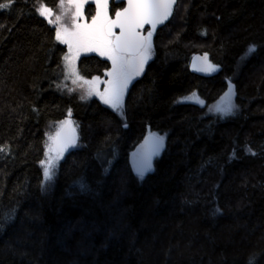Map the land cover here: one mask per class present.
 <instances>
[{
	"label": "trees",
	"instance_id": "16d2710c",
	"mask_svg": "<svg viewBox=\"0 0 264 264\" xmlns=\"http://www.w3.org/2000/svg\"><path fill=\"white\" fill-rule=\"evenodd\" d=\"M58 3L0 9V264H264V0H178L121 116L62 91L66 47L37 11ZM122 6L110 2L109 16ZM203 54L217 73L192 69ZM110 68L95 54L77 61L85 79ZM230 84L234 114L208 113ZM192 92L203 105L178 103ZM67 120L82 147L45 194L42 128ZM147 133L166 149L141 179L128 154Z\"/></svg>",
	"mask_w": 264,
	"mask_h": 264
},
{
	"label": "rangeland",
	"instance_id": "374dc122",
	"mask_svg": "<svg viewBox=\"0 0 264 264\" xmlns=\"http://www.w3.org/2000/svg\"><path fill=\"white\" fill-rule=\"evenodd\" d=\"M80 3L79 9H77L75 3H70V0H59L57 8L55 10H50V15L42 16L48 23L55 27L57 33L59 32L61 39L58 41L66 47V53L62 59L60 65V86L62 91L66 94H73L81 101L96 98L98 99L103 105L115 110L120 116L122 115V99L124 93L129 86V84L134 80L142 71L146 63L151 57L152 54V46L150 54L146 61L143 63L142 70L140 68V61L141 55L140 53L137 56H126L124 63L126 65L127 71V84L123 87L120 91L119 95V103L120 108L115 109L112 105L115 100L114 90L117 87L116 83V76H115V69L113 66V62L111 59L108 58L112 45L107 43L111 41L104 32V26L107 21L110 19L109 16V5L110 0L107 2V6L105 8L99 9L101 11V16L99 19H95L97 17V4L96 0H78ZM89 5L93 6V13L89 15L90 18H87V13L89 10ZM41 6L37 7V10ZM39 13V12H38ZM51 21V22H50ZM100 30H103V40H84L81 39V34L86 33H95ZM145 37H148V31L145 33ZM151 44V37L149 38ZM104 52V55H101V52ZM86 54H95L102 58L107 59L110 64L111 68L108 70L104 77L102 78H92V79H85L78 74L77 70V61L82 55ZM206 55H195L191 58V67L192 69L196 70L197 72L203 75H213L217 73L219 67L212 62L207 57V60L204 59ZM247 56V52L244 54ZM208 65H212V70L208 69ZM229 89V88H228ZM228 89L226 92H228ZM195 93L199 100L203 101L202 97L197 92H192L188 95H185L178 99V103H192L196 105H203L199 102H179L184 97L192 96ZM224 97V99H221ZM218 100L208 106L207 112L213 113L221 118H226L232 115H223L216 111V107H225L231 99L232 103L234 104V92L229 96H225V93L221 96ZM235 105V104H234ZM61 121H51L46 122L43 125V134H44V156H43V163L40 162L39 166L43 172V183L42 189L45 194L49 193L55 181V176L57 172L58 165L62 160L61 155H59L54 147H53V140L59 129L62 127V124H59ZM74 130L79 129V124H71ZM82 147V144L79 140L77 147ZM45 169H48L50 172V178H46L44 175Z\"/></svg>",
	"mask_w": 264,
	"mask_h": 264
},
{
	"label": "snow or ice",
	"instance_id": "6c2138e0",
	"mask_svg": "<svg viewBox=\"0 0 264 264\" xmlns=\"http://www.w3.org/2000/svg\"><path fill=\"white\" fill-rule=\"evenodd\" d=\"M13 0H9V2L6 3H0V9L7 8L10 3H12ZM108 0H96L98 12L97 17L95 19H99L101 16V11L99 9L105 8L107 6ZM61 3H63V0H61ZM70 3H75L77 9L81 6L78 0H70ZM178 0H128L129 7L124 9L123 12H117L116 16L118 19L115 22H110L111 27H119L121 29L120 36L116 37L115 44H112L111 41H108L107 43L111 44V52L108 56L109 59L112 60L113 66L115 69V76H116V83L117 87L114 90L115 100L113 102V107L115 109L120 108L119 103V95L120 91L123 87L127 84V71H126V65L124 63L125 60V53L130 52L133 49L138 48L140 50L141 55V61H140V68L139 70H142L144 61L147 60L150 51H151V44L149 38L152 35V32H148V37L144 38L143 42H138L136 40V36L138 33L135 31V28L142 24H151L153 25V28L158 23H163L164 20H166L173 12V5L177 4ZM40 15L47 16L50 15V9H48L43 4L41 7L37 10ZM121 16L124 17L123 20L119 19ZM51 22V21H50ZM111 27L107 29L108 35H111ZM128 29V34L125 36V28ZM81 39L84 40H103V30H100L95 33H86L81 34ZM57 39H61L59 32L57 33ZM256 51L255 45H250L247 49V54L252 55ZM105 53L102 51L101 55H104ZM205 60H207V57H204ZM213 66L208 65V69L212 70ZM233 93V87L230 84L228 92L225 93V96H229ZM221 99H224V97H221ZM199 102L203 104V101L199 100V98L196 96L195 93L192 94V96L184 97L179 102ZM236 108V105H234L229 99L227 105L225 107H216V111L223 114V115H232L234 112V109ZM163 137H156L155 138V152L158 154V152L163 147ZM4 151V148L0 147V152ZM251 152V149H249ZM255 155V153H252ZM43 163V161H42ZM151 168V162L150 160H145L142 162L138 168L137 172L140 178L142 179L144 176V173ZM44 175L46 178H50V172L48 169H45ZM217 213L220 211L219 209L215 210ZM5 220L9 219L8 216L4 218ZM2 227V225H0ZM247 264H258V257L255 255H252L248 258Z\"/></svg>",
	"mask_w": 264,
	"mask_h": 264
},
{
	"label": "water",
	"instance_id": "95a60500",
	"mask_svg": "<svg viewBox=\"0 0 264 264\" xmlns=\"http://www.w3.org/2000/svg\"><path fill=\"white\" fill-rule=\"evenodd\" d=\"M114 4H122V8L117 10L112 17L107 21V23L104 26V32L107 37L111 38L112 44H115L116 37L120 36L121 29L119 27H111L110 22H115L118 17L116 16L117 12H123L124 9L129 7L128 0H110ZM176 7V4L173 5V12ZM172 14L163 21V23H158L153 28V25L151 24H142L135 28V31L138 33L136 36V40L138 42H143L145 37L144 31L147 30L148 32L151 31L152 35H154L160 28L165 26L169 20L171 19ZM119 19L123 20L124 17L121 16ZM111 27V35H108L107 29ZM128 34L127 27L125 28V36ZM140 53V50L138 48L131 50L130 52H126L124 55L126 56H137ZM77 122L75 120H67V121H61L59 124H62V127L59 129L57 134L54 137L53 140V147L55 151L61 155H66L70 150H74L77 147V144L80 140V131L74 130L71 124H76ZM160 137L154 133H147L130 151L128 154V165L131 170V173L135 176H138L137 168L138 166L144 162L145 160H150L151 162V168L150 170L146 171L144 173L145 177L148 175L152 168L154 161L165 151L166 149V142L163 141V147L158 152V154L155 152V138Z\"/></svg>",
	"mask_w": 264,
	"mask_h": 264
},
{
	"label": "flooded vegetation",
	"instance_id": "af4514ba",
	"mask_svg": "<svg viewBox=\"0 0 264 264\" xmlns=\"http://www.w3.org/2000/svg\"><path fill=\"white\" fill-rule=\"evenodd\" d=\"M121 8H122V7H121ZM121 8H120V9H121ZM118 10H119V9H118ZM108 38H109V37H108ZM110 39H111V38H110Z\"/></svg>",
	"mask_w": 264,
	"mask_h": 264
}]
</instances>
